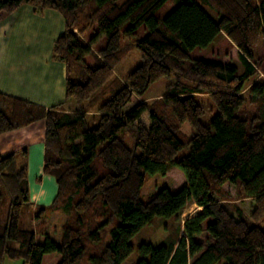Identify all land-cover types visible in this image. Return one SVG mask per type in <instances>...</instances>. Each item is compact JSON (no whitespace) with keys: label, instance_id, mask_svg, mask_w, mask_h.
I'll return each mask as SVG.
<instances>
[{"label":"trees","instance_id":"16d2710c","mask_svg":"<svg viewBox=\"0 0 264 264\" xmlns=\"http://www.w3.org/2000/svg\"><path fill=\"white\" fill-rule=\"evenodd\" d=\"M23 4L63 16L53 60L64 64L65 97L79 107L68 112L63 103L46 107L0 92V135L44 122L42 171L54 178L56 193L32 219L48 210L67 214L60 242L47 235L39 242L21 224L32 202L28 163L17 154L27 157L28 148L0 154V201L8 200L0 264H122L133 252L134 264H264V80L249 87L248 97L241 93L257 68L264 74V55L254 50L264 0H0V14ZM141 25L146 32L137 38ZM94 27V38L85 40ZM101 35L105 46L94 52ZM218 35L205 55L190 57ZM131 47L140 63L121 80L113 68ZM232 60L243 64L242 73ZM171 75L162 97L141 99L152 83ZM202 93L219 111L209 124L200 121ZM246 101L253 110H241ZM92 110L97 117L89 126ZM173 167L184 184L164 183L142 202L146 178L171 176ZM225 184L250 200L248 215L228 202ZM189 202L201 211L183 221L182 234L161 222L137 247L130 243L154 217L170 218ZM204 231L205 245L198 240Z\"/></svg>","mask_w":264,"mask_h":264},{"label":"rangeland","instance_id":"374dc122","mask_svg":"<svg viewBox=\"0 0 264 264\" xmlns=\"http://www.w3.org/2000/svg\"><path fill=\"white\" fill-rule=\"evenodd\" d=\"M124 1V0H120ZM168 6L171 7L172 2H168ZM210 15L217 19V14L213 10H208ZM97 28L90 29L83 36L85 40H90L94 38L95 32ZM64 31V19L63 16L57 10H43L41 12H37L33 6L30 4H23L16 10L9 13H1L0 14V69H2V77L6 76L4 80L9 79L12 81L13 86L16 88L17 86L24 85L26 82L31 81V77H37L38 81L41 82L42 85L47 84L50 78H53L49 71L45 69V60H50V62H54L55 66H58L62 63L56 62L53 60V46L54 42ZM144 25H141L136 30V37L140 38L145 34ZM221 39V36L218 35L212 43L205 49H194L190 53V57H199L205 55L207 51ZM121 44L124 47L126 42L122 39ZM105 46V37L99 36L94 39L92 43V50L94 52H98L101 48ZM229 48V47H228ZM226 48L225 50H227ZM254 50L258 55H264V25L262 30V38L258 42L257 46L254 47ZM86 58L91 60V56L88 55ZM37 61V64L35 63ZM233 64H235L238 68V73L243 72V64H241L238 60H232ZM140 63V55L137 49L131 47L127 53L124 54V57L115 65L113 68L114 75L123 80L127 74L132 71L138 64ZM186 63L189 65L191 63V59H188ZM64 65V64H62ZM258 72L256 75L251 77L245 84L244 88L241 91L242 95L248 97L249 87L258 81L264 80V74L257 68ZM47 76H49L47 78ZM57 75L55 74V81ZM175 80L174 75L169 77H163L152 83L150 87L146 90V92L141 96V99L147 102H152L155 99L162 97L166 91V88L172 84ZM63 84V97L60 101L56 100L55 104L63 103L62 109L68 112H72L73 110L79 107V104L75 102L74 99H67L65 97V66H64V76L61 80ZM18 89V87L16 88ZM106 96L105 98H107ZM104 98V99H105ZM137 100V97H134ZM197 101L202 104L204 113L200 117V121L203 124H209L212 117L219 113L214 102L209 98L207 93L198 94ZM53 104V105H55ZM42 105V104H41ZM131 105V104H130ZM254 109V105L249 101L243 104L241 110L242 111H250ZM88 125L92 126L95 124V120L97 117V112L94 110L87 113ZM44 137H42L43 139ZM125 142L128 147H133V141L128 137H125ZM43 146V140H42ZM43 148V147H42ZM20 150H16V154ZM138 151V150H137ZM186 150L182 152L185 153ZM18 162L28 163V158L23 154H17ZM40 159V165L43 164V155ZM42 166V165H41ZM43 168V167H42ZM174 171L171 173V176L165 175L161 177L160 175H152L146 178L143 187L140 190V200L142 202H147L149 198L159 191L164 183L168 185L172 189H177L184 184V176L182 171L173 167ZM43 169H41L40 173L36 175L35 179H30L31 190L29 188L32 196H30V200L32 204H30L28 212L26 213L24 218H21V224L28 229L33 230L36 233L38 241H42L45 235L52 238L56 243H59L62 237V225L67 218V214L63 211H52L48 210L41 214V219L38 221L33 220L36 214H40L38 212L39 205L43 207H48L50 201L44 200V204H39L40 198L47 194L50 195V190L47 188L46 184L42 181V177H50L43 174ZM182 174H180V173ZM29 176V170H28ZM40 177V180L36 178ZM46 179V178H45ZM54 179V178H53ZM46 188V189H45ZM44 189L42 193L40 190ZM224 189L228 190L230 193V198L228 202L234 205H238L243 209L245 215H248L251 208V202L248 199L241 198L238 196L237 190L235 187L229 184L224 185ZM31 197L33 199H31ZM8 210V200L7 197H2V201H0V219H2V224L4 223V219ZM201 211V208L195 205L194 203H187V205L176 215L170 218H162V217H154L150 223L146 224L144 227L140 229V231L130 239V243L137 247L141 240L145 238L159 223L165 222L168 226L170 232L173 235L177 236V231L181 234L183 221L189 217H192L198 214ZM205 224V223H204ZM264 225V222L261 224ZM206 233L205 231L198 238V240L205 245ZM9 260V259H6ZM5 260V261H6ZM137 260L136 253L133 252L122 264H134ZM4 261V262H5ZM11 264H23L21 260H10Z\"/></svg>","mask_w":264,"mask_h":264},{"label":"crops","instance_id":"0c3cea01","mask_svg":"<svg viewBox=\"0 0 264 264\" xmlns=\"http://www.w3.org/2000/svg\"><path fill=\"white\" fill-rule=\"evenodd\" d=\"M35 63L37 64L36 60ZM45 65V69L49 71V74L53 75V78H50L47 84L42 85L37 77H31V81L28 83L26 82L24 85L20 84L21 86H17L18 89L14 87L15 85L13 86L11 80H4L6 76H3L4 78L2 77V69H0V92L42 104L46 107L52 106L55 104L56 100L60 101L63 97L64 91L61 80L64 76V65L60 64L55 66L54 62H50V60L47 59L45 60ZM55 74L57 75L56 81ZM48 77L49 76H47V78ZM42 137H44L43 121H37L27 127L1 134L0 154H8L23 147H27L29 177L34 180L42 169V164H39L42 158L41 156L43 155ZM42 181L50 190L49 196L45 194L40 198L39 204L45 205V199L51 202L55 196L56 186L53 177H42ZM29 188L31 190L30 182ZM43 191L44 189L40 190V193ZM31 193L33 192H30V196H32ZM31 199L33 198L31 197ZM4 264H11V261L6 260Z\"/></svg>","mask_w":264,"mask_h":264}]
</instances>
